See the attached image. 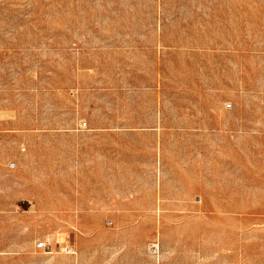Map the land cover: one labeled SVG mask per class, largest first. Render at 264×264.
I'll list each match as a JSON object with an SVG mask.
<instances>
[{
	"label": "rangeland",
	"instance_id": "1",
	"mask_svg": "<svg viewBox=\"0 0 264 264\" xmlns=\"http://www.w3.org/2000/svg\"><path fill=\"white\" fill-rule=\"evenodd\" d=\"M0 264H264V0H0Z\"/></svg>",
	"mask_w": 264,
	"mask_h": 264
},
{
	"label": "crops",
	"instance_id": "2",
	"mask_svg": "<svg viewBox=\"0 0 264 264\" xmlns=\"http://www.w3.org/2000/svg\"><path fill=\"white\" fill-rule=\"evenodd\" d=\"M39 245V247H46V245H47V243H46V241H40V243H38ZM73 248V247H72ZM74 250V249H73ZM68 253H71V254H73L74 252H68Z\"/></svg>",
	"mask_w": 264,
	"mask_h": 264
},
{
	"label": "built area",
	"instance_id": "3",
	"mask_svg": "<svg viewBox=\"0 0 264 264\" xmlns=\"http://www.w3.org/2000/svg\"><path fill=\"white\" fill-rule=\"evenodd\" d=\"M70 249H71V252H74L73 249H72V247H70Z\"/></svg>",
	"mask_w": 264,
	"mask_h": 264
}]
</instances>
